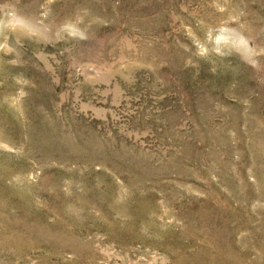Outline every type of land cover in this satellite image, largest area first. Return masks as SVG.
<instances>
[{
	"label": "rangeland",
	"instance_id": "374dc122",
	"mask_svg": "<svg viewBox=\"0 0 264 264\" xmlns=\"http://www.w3.org/2000/svg\"><path fill=\"white\" fill-rule=\"evenodd\" d=\"M4 5L47 39L0 27V264H264V0Z\"/></svg>",
	"mask_w": 264,
	"mask_h": 264
},
{
	"label": "clouds",
	"instance_id": "9594fccd",
	"mask_svg": "<svg viewBox=\"0 0 264 264\" xmlns=\"http://www.w3.org/2000/svg\"><path fill=\"white\" fill-rule=\"evenodd\" d=\"M4 7L8 8V10L5 13L4 19L0 20V27H2L3 32L20 31L28 36L47 39V34L44 30L39 29L32 24L29 19L19 14L14 8H11L8 5H4ZM82 25H84V17L80 15H77L75 20L64 22L57 33L58 39L75 41L87 40L89 38L88 31L85 27H82ZM234 33H239L237 28L230 26L228 23H221L214 29L209 28L203 40H201L198 35H194L190 38L192 44L196 48V55L200 58L206 59L210 52L217 55L222 53H236V45L233 37ZM240 35L243 36L242 33H240ZM5 44H7L6 36L5 42L0 44V49H3ZM208 45H211V48H209ZM214 70L215 69H213V71ZM25 83H27V81H25Z\"/></svg>",
	"mask_w": 264,
	"mask_h": 264
}]
</instances>
